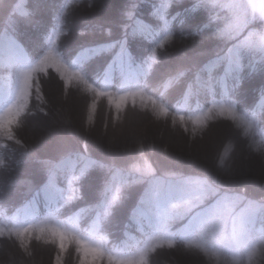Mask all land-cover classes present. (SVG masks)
<instances>
[{
	"label": "trees",
	"instance_id": "1",
	"mask_svg": "<svg viewBox=\"0 0 264 264\" xmlns=\"http://www.w3.org/2000/svg\"><path fill=\"white\" fill-rule=\"evenodd\" d=\"M115 1L87 0L92 7L79 9L70 17L72 35L61 45L65 55H71L82 44L106 39L98 34L79 35V31L85 27L101 25L111 28L113 40L124 34L128 23L124 13L129 0H121L117 8ZM161 2L141 0L137 16L154 25L156 21L150 13L154 5ZM58 4L59 0H0V20L6 17L11 20L29 17L40 24H46ZM107 6L113 7L108 14L105 11ZM189 7V0L180 5L172 2L167 11L174 15L178 11L184 13ZM204 19V13L201 12L188 15L187 23L182 26L178 22L174 24L177 42L168 47L166 52L158 49L159 59L154 65L151 61L146 62L151 37L146 39L140 33L133 35L129 31L126 49L131 58L126 55L113 61L110 55L100 56L87 62L83 79L69 73L62 80L54 72H50L47 79L42 78L45 103L39 107L44 111L37 108L38 101L34 99L32 114H24L22 117L17 110V116L10 125L0 126V160L3 161V167H0V219L11 216L32 199L38 203L35 209L43 214L50 200L42 191L47 187L46 173L48 168L58 163H71L78 172L84 174V199L65 208L61 216H67L80 207L96 205L99 202L98 189L110 175L144 161L155 169V180L160 179L163 184H179L183 178L207 179L219 195L206 201L205 207L217 197L237 195L241 189H246V201L264 197V173L257 180H240L241 170H247L248 166L241 164L239 158L246 160L248 157H258L264 170V152L254 149L233 127L235 114L229 107L227 97L219 89L212 93L197 85L193 72H188L179 84L170 83L181 71L203 61L204 58L198 53L211 49L212 45L201 39H180L182 34L196 29ZM20 38L33 53L39 51L38 29L21 26ZM159 39L163 40V37ZM163 44L166 45L167 41H163ZM110 63L111 70L105 73ZM122 84L125 86L122 87ZM262 84L264 77L246 80L239 96L241 104L248 107L254 105L258 101V90ZM119 94H127L129 97L123 103H118L116 97ZM73 102L81 103L79 120L72 112ZM20 120L22 126L17 127ZM130 120L137 121V127H145L144 134L127 136L120 147V154L114 152L98 155L94 152L90 143L92 133L109 130L112 135L117 133L120 136L124 134L125 124ZM76 122L79 123L78 127ZM53 123L59 125L63 132L66 131L68 136L48 148L43 145L40 147V140L34 136L33 131L43 125L53 130ZM223 129L230 133L213 156L211 164L200 163L198 160L191 163L187 161L186 150L198 159L194 146L206 142L212 133ZM153 134L157 139L152 141ZM119 136L115 142L123 135ZM170 138L185 142V149L180 155L168 154ZM125 141L130 143V147L124 148L127 143ZM67 157H71V160H66ZM170 176L178 178V183L169 179ZM145 187L137 185L131 188L124 202L113 210L107 220L100 217L101 231L102 234L107 233L108 248L111 251L105 252L103 248L90 247L83 241H76L82 256L88 259V264H143V255L137 252L136 246L143 247L146 242L154 247L160 243L158 240H148L144 234L149 208L141 203L140 198ZM32 211L29 209L24 215L20 214L19 222L24 223L29 219ZM176 227H180V223L173 230ZM26 235L31 236L30 230L19 231L21 240ZM51 236L62 250L71 243L63 232L52 230ZM223 236L224 233L218 232L215 240L209 237L203 243L211 247ZM33 248L34 264H51L52 252L48 248L37 246L34 242ZM22 260L29 264L13 242L5 237L4 231L0 230V264H21ZM151 264H204V261L199 256L182 255L169 248H158L151 258Z\"/></svg>",
	"mask_w": 264,
	"mask_h": 264
},
{
	"label": "clouds",
	"instance_id": "2",
	"mask_svg": "<svg viewBox=\"0 0 264 264\" xmlns=\"http://www.w3.org/2000/svg\"><path fill=\"white\" fill-rule=\"evenodd\" d=\"M175 5L185 0H173ZM198 3V6H197ZM190 7L184 13L176 12L167 23L154 17L156 23L149 26L153 35L149 41L147 61L158 62V49L167 48L177 42L173 25L187 23V16L204 13V21L194 30L182 34L181 41L201 39L209 42L211 49L198 53L203 61L181 71L170 83L179 84L188 74L194 73L197 85L208 92L217 89L227 97L229 107L235 114L233 127L254 149L264 152V84L258 90V101L251 107L241 104V89L246 80L264 77V0H189ZM87 0H59L46 24H40L29 17L19 20H0V111L16 108L24 114H32L33 100L45 103L41 79H47L54 72L62 80L71 73L83 79L87 62L103 55H110L113 61L127 52V33L113 40L112 29L101 25L85 27L79 35H102L104 40L78 46L71 55H65L61 45L72 35L70 17L79 9L91 8ZM194 9V11H190ZM150 16L152 14L150 13ZM21 26L38 29L39 51L33 53L20 38ZM163 37V40L159 39ZM146 39L148 37H145ZM163 41H167L164 45ZM163 45V46H162ZM49 54L54 59H48ZM111 63L105 73L111 70ZM125 84H122V87ZM22 126V120L17 122ZM70 161L71 157L65 158ZM0 167L3 161L0 160ZM46 186L53 192L52 198L41 214L33 209L24 223L19 222L20 210L0 219V230L8 238L29 264H34L33 242L52 252L51 264H88L82 256L77 240L90 247L108 248L107 233L101 231L100 217L105 220L113 210L122 204L128 191L137 185H146L141 195V203L149 208L144 234L148 240H158L154 247L146 242L136 246L143 255V264H151V258L158 248H169L182 255L199 256L204 264H264V215L259 222L253 218L245 227L241 238L229 234L231 210L222 206V198L212 203L205 202L216 195V189L207 179L193 186L190 183L163 184L155 180V169L147 161L135 163L127 170H117L98 189L99 202L72 210L61 216L65 208L84 199L82 171H77L71 163H58L47 170ZM246 189H241L238 198L246 200ZM264 210V197L247 200ZM180 223V227L174 226ZM28 229L31 236L20 239L19 231ZM63 232L71 243L67 248L58 247L51 231ZM224 233L223 239L206 246L203 241ZM95 237V239H94ZM27 241V243H25ZM21 264H25L22 260Z\"/></svg>",
	"mask_w": 264,
	"mask_h": 264
},
{
	"label": "rangeland",
	"instance_id": "3",
	"mask_svg": "<svg viewBox=\"0 0 264 264\" xmlns=\"http://www.w3.org/2000/svg\"><path fill=\"white\" fill-rule=\"evenodd\" d=\"M112 9H113V7L107 6V9H105V11L108 14V13H110L108 11L109 10L111 11ZM128 97L129 96L127 94H122V95H118L116 97V100L118 103H123L124 101L127 100ZM130 97H132V96H130ZM16 112H17L16 108H11L7 112L0 111V126H3V125L8 126L16 117ZM52 125H54L53 130H51V129L47 128L45 125H43V126L37 127L35 129V131H33L34 136H36L37 139L40 140V143H41V145H39L40 147H42V145H43V147L48 148L49 145L58 142L59 140L63 139L65 136L66 137L68 136V133L66 131L63 132V130L61 129V127L59 125H56L54 123ZM144 130H145V127L139 126L135 129L129 131L130 133H128L126 135L128 137L133 136L135 133H136V135H142V133L144 134ZM114 132H116V131H114ZM116 134L113 133V135L109 136V138L107 139L106 144L108 145V148L111 146L113 147L114 144L116 143L115 141L119 136V134H117L118 136ZM122 135L123 134H121L120 136H122ZM152 138H153L152 141L157 139L154 134H153ZM125 142H127V141H125ZM127 143H125L124 148L130 147V143L129 142H127ZM162 150L165 151L164 148H162ZM185 157H186L187 161L190 163L198 160L197 157L195 155H193V153H190L188 150H186ZM241 179H242V177L240 178V180ZM171 180L174 181L175 183L176 182L178 183L176 178L171 179ZM182 181L184 183H190L193 186H195V185L199 184V182H201L202 180L197 179V178H188V179H184ZM256 182H259V180ZM216 195H219L217 189H216ZM213 197H215V196H213ZM217 198H222V206L231 210V217L229 220L228 232H229V234L234 235L238 239L242 235L245 227L249 224V222L253 218H255L259 222L261 215H264V211L257 208L256 204L247 203V201H245V200L242 201L241 199L238 198V195H226V196H221V197H217ZM37 206H38V203L36 200L31 201L28 205V207H32V208H36ZM20 210H23V208H21ZM86 248H88V246H86Z\"/></svg>",
	"mask_w": 264,
	"mask_h": 264
},
{
	"label": "bare ground",
	"instance_id": "4",
	"mask_svg": "<svg viewBox=\"0 0 264 264\" xmlns=\"http://www.w3.org/2000/svg\"><path fill=\"white\" fill-rule=\"evenodd\" d=\"M119 3H121V0L115 1L116 8L119 6ZM80 111L81 103L73 102L72 112L78 116V120L81 118ZM78 122H76L77 127L79 126ZM137 126L138 124L135 120H130L129 122H127L124 127L125 132L123 136L120 138V140L116 142V144H114L113 147L111 146L109 148L106 144L107 139L109 138V136L112 135L109 130L105 131L104 133H92L90 137V143L93 145L92 147L94 152L98 155H106L114 152L120 154V147L122 146V142L124 141V139L127 137L126 134L130 133L129 131L137 128ZM229 133L230 132H228L226 129L215 131L214 133H212V135L208 138L206 142H202L201 144L194 146L193 149L197 152V155L199 157L198 162L211 164L213 156L219 151L218 149L223 144L226 135ZM80 134L83 135V132L81 131ZM168 140L170 141V145L167 151L168 154L174 156L180 155L181 151L185 149L184 141H178L172 138ZM239 160L241 164L248 166L247 170H241V181L257 180L263 175V166L261 160L258 157H248L246 160L239 158Z\"/></svg>",
	"mask_w": 264,
	"mask_h": 264
},
{
	"label": "snow or ice",
	"instance_id": "5",
	"mask_svg": "<svg viewBox=\"0 0 264 264\" xmlns=\"http://www.w3.org/2000/svg\"><path fill=\"white\" fill-rule=\"evenodd\" d=\"M173 0H162L161 3L154 5L151 12L153 17H159L161 21L168 22L172 20V15L167 11ZM141 0H129L128 7L125 10V18L127 24L125 25L126 33L131 31L133 35L140 33L144 37H151L153 35V30L149 26V23L144 21L142 18L137 16V9L139 8ZM198 6V3H197ZM194 11V9L190 10ZM48 59H54L51 54H49Z\"/></svg>",
	"mask_w": 264,
	"mask_h": 264
}]
</instances>
